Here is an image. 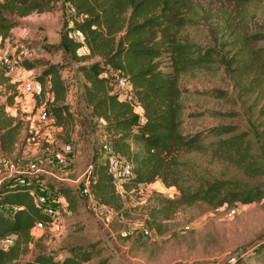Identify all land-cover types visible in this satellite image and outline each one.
<instances>
[{
    "label": "trees",
    "instance_id": "1",
    "mask_svg": "<svg viewBox=\"0 0 264 264\" xmlns=\"http://www.w3.org/2000/svg\"><path fill=\"white\" fill-rule=\"evenodd\" d=\"M55 1L58 0L0 2L1 43L18 25L16 17L43 12L45 6ZM65 1L76 12L74 25L62 34L59 45L74 60L82 62L79 70L85 78L83 97L89 111L83 119L102 123L107 137L105 144L111 148L106 158L95 162L89 171V187L97 203L119 212L124 209L123 193L118 190L111 171L112 157L133 164V175L123 183L125 191L158 179L168 187L178 188L176 198L163 199L162 212H174L198 202L219 208L264 199V182L251 184L202 176L181 159L184 154L204 151L212 159L236 165L250 177L264 176V48L252 47L249 38L237 50L220 45L202 46L189 40L183 32L194 19L190 16L192 0ZM72 31L80 32L83 39L77 40ZM250 37L257 41L264 39V34ZM82 47H88L89 53L78 54ZM93 57H96L94 61L86 63ZM164 57L170 61L167 70L161 67ZM20 65L33 70L38 61L25 57ZM44 65L36 76L41 86L35 94L37 107H44L50 121L70 136L79 115L68 102L69 87L62 74L64 65L51 62ZM8 69L9 65L0 58V85L7 90L15 89L9 92L7 102L0 105L3 131L0 145L2 150L11 152L19 140L23 122L6 113V106L12 105L19 95V82L6 75ZM201 69L214 72L223 69L236 80L237 85L233 87L238 90V97L218 87L206 89L205 93L234 103L238 99L243 103L252 99L248 109L253 118L249 126L225 122L237 117V111L208 110L222 122L197 132H182L185 107L181 98L188 89L181 86V79ZM109 70L125 76L130 88L122 93L116 91L114 80L106 75ZM42 185L54 195L64 197L68 207L75 210L74 204L79 200L75 188L44 175L28 177L24 183L16 180L3 184L0 187V264H86L94 259L98 255L94 243L69 246L64 254L41 249L26 258L34 225L38 221H54L34 197V191ZM10 234L17 235L15 242L4 246L2 243ZM248 250L230 264H239ZM97 264H108V259L103 258Z\"/></svg>",
    "mask_w": 264,
    "mask_h": 264
},
{
    "label": "rangeland",
    "instance_id": "2",
    "mask_svg": "<svg viewBox=\"0 0 264 264\" xmlns=\"http://www.w3.org/2000/svg\"><path fill=\"white\" fill-rule=\"evenodd\" d=\"M191 4L190 16L194 19L183 32L189 40L202 46L220 45L237 50L249 38L252 47L264 48V39L254 41L250 37L264 34V0L241 3L192 0ZM73 14L71 3L58 0L45 6L43 12L16 17L18 25L12 29L11 36L4 43L0 38V57L19 67L11 76L18 80L14 82H19V95L12 105L6 106V113L23 122L15 149L6 152L0 145V179L9 174L11 164L21 170L37 162L45 174L53 172L63 178L67 186L75 188L79 197L74 204L75 210H71L66 199L54 196L59 215L43 229L32 231L26 258L33 257L41 249L64 254L69 246L94 243L98 255L86 264H97L103 258L108 259V264H228L231 256L247 249L248 254L239 264H264V199L242 204L235 214L231 213L234 205L213 208L202 202L174 212H162L163 199L176 198L179 191L158 179L126 191L120 184L118 190L123 193L125 202L123 212H119L99 208L97 203L94 205L93 198L82 192L91 166L106 158L107 137L101 122L83 119L89 111L83 97L85 78L79 70L82 62L74 60L59 45L62 34L74 25ZM72 34L77 40L83 39L77 31ZM87 53L88 47L78 51V54ZM25 57L37 60V67L28 70L20 66V60ZM42 62L64 65L62 74L69 87L68 102L79 115L70 136L51 121L40 120L39 115L45 109L37 107L35 94L41 89L36 76L45 68ZM169 65V59L162 58V69L167 70ZM106 73L114 80V89L122 93L124 89L117 85L119 74L112 70ZM234 85H237L236 80L223 69L218 72L201 69L183 76L181 86L188 91L181 98L185 107L182 132L193 133L222 122L208 110L237 111V117L225 122L249 126L253 118L248 109L252 99L248 103L239 99L234 103L224 98H211L205 93L206 89L218 87L238 97ZM14 90L0 85V105L7 102L9 92ZM2 132L0 129V136ZM66 143L72 144L73 149L66 154L65 163H60L55 154ZM181 159L202 176L251 184L264 182V176L250 177L236 165L212 159L204 151L184 154ZM18 176L20 174H13L9 180L16 181ZM45 176L52 180L48 174ZM117 176L121 178L119 172ZM39 189L49 192L45 185ZM145 227L150 229V234H144Z\"/></svg>",
    "mask_w": 264,
    "mask_h": 264
},
{
    "label": "built area",
    "instance_id": "3",
    "mask_svg": "<svg viewBox=\"0 0 264 264\" xmlns=\"http://www.w3.org/2000/svg\"><path fill=\"white\" fill-rule=\"evenodd\" d=\"M72 11L75 13L76 10L75 8L72 6ZM79 34H81L80 32H78ZM82 35V34H81ZM2 59L5 60V62L9 65V69L6 73V75L8 76H13V74L19 69L18 66H12L10 65L6 58H3V57H0ZM21 66V65H20ZM120 77L118 78L117 80V85L121 88V89H128L130 88L129 86V81L128 79L125 77V76H121L119 75ZM12 78V77H11ZM13 81H18V80H14L12 79ZM40 84V83H39ZM40 117V120L41 121H50V117L48 115V113L44 110L40 113L39 115ZM104 148H105V151L106 152H110L111 151V148L109 147L108 144H105L104 145ZM72 144L70 143H66L62 148L61 150H59L56 154H55V157L57 159L58 162L60 163H65L66 161V154L67 153H70L72 152ZM111 171L113 172V174L115 175L116 177V183H117V187L123 185L124 181L126 178L128 177H131L133 175V164L130 162V161H127V160H122L118 157H112L111 160ZM10 172L9 174H7L6 176H3L1 179H0V187L5 184L6 182H9L11 180H9V178L13 175V174H20V176L17 177V180L24 183L26 181V179L28 177H40L42 175H46L48 174L49 176L48 177H51V179L54 181V182H57V183H63L65 184V181L63 178H61L58 174L56 173H53V172H50V173H44L43 170L38 166L37 162H31L26 169H21L18 168L16 165L14 164H11L10 166ZM117 172L120 173L121 175V178H118L117 176ZM2 175V171L0 170V177ZM120 179V180H118ZM121 182V183H120ZM89 178H87L86 182L84 183V186L82 188V192L89 195L91 198L94 199L93 195H92V192H91V189L89 187ZM119 183V185H118ZM43 186V185H42ZM124 187V186H123ZM49 190V189H48ZM120 191V190H119ZM51 191L49 190V192H43V191H40V189H36L34 191V197L36 199V202L38 203V205L42 206L43 207V210L49 215L51 216L52 218L53 217H57L59 215V210L57 209V207L55 206V203H54V200H57V199H64V197H61V196H58V195H51ZM57 198H55V197ZM95 200V199H94ZM242 204L239 203L237 204L236 206H234V208L232 209L231 213L232 214H235L236 211H237V208H239ZM102 207L104 208H107L108 210H112V208L108 207L107 205H101ZM52 222H44V221H38L34 227L32 228V231L34 229H37V230H40V229H43L45 225H49L51 224ZM144 234H150L151 231L148 227H145L144 230H143ZM17 235L16 234H10L9 236H7L4 241H3V245L4 246H10L12 244H14L15 242V239H16ZM239 256V254H234L233 256H231L229 258V260H227V263L230 264V263H234L236 260H237V257Z\"/></svg>",
    "mask_w": 264,
    "mask_h": 264
},
{
    "label": "crops",
    "instance_id": "4",
    "mask_svg": "<svg viewBox=\"0 0 264 264\" xmlns=\"http://www.w3.org/2000/svg\"><path fill=\"white\" fill-rule=\"evenodd\" d=\"M93 202H94V205H95V203H97L96 200H93ZM97 204H98L99 208H102V209H106V210H108L107 208L102 207L99 203H97ZM48 250H49V249H48ZM49 251H51V250H49Z\"/></svg>",
    "mask_w": 264,
    "mask_h": 264
}]
</instances>
